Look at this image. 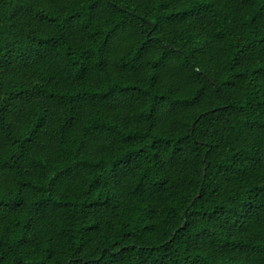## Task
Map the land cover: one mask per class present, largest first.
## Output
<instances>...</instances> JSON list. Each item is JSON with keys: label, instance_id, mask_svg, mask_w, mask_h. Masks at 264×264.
I'll list each match as a JSON object with an SVG mask.
<instances>
[{"label": "trees", "instance_id": "16d2710c", "mask_svg": "<svg viewBox=\"0 0 264 264\" xmlns=\"http://www.w3.org/2000/svg\"><path fill=\"white\" fill-rule=\"evenodd\" d=\"M0 264H264V0H0Z\"/></svg>", "mask_w": 264, "mask_h": 264}, {"label": "water", "instance_id": "95a60500", "mask_svg": "<svg viewBox=\"0 0 264 264\" xmlns=\"http://www.w3.org/2000/svg\"><path fill=\"white\" fill-rule=\"evenodd\" d=\"M187 213L185 212V217H186Z\"/></svg>", "mask_w": 264, "mask_h": 264}]
</instances>
